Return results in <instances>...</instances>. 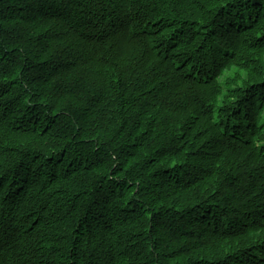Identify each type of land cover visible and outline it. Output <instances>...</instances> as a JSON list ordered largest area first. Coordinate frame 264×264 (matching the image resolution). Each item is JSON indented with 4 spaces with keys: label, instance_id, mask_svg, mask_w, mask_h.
Wrapping results in <instances>:
<instances>
[{
    "label": "trees",
    "instance_id": "1",
    "mask_svg": "<svg viewBox=\"0 0 264 264\" xmlns=\"http://www.w3.org/2000/svg\"><path fill=\"white\" fill-rule=\"evenodd\" d=\"M260 53L264 0H0V264H264Z\"/></svg>",
    "mask_w": 264,
    "mask_h": 264
},
{
    "label": "rangeland",
    "instance_id": "2",
    "mask_svg": "<svg viewBox=\"0 0 264 264\" xmlns=\"http://www.w3.org/2000/svg\"><path fill=\"white\" fill-rule=\"evenodd\" d=\"M260 54H261L260 59H259V60L255 59V60H256L255 62H257V65H256V63H255V64L252 63L253 65L258 66L259 68H260V66H262L263 63H264V59H262V58H263L262 55H264V54H263V53H260ZM256 68H257V67H256ZM263 68H264V66H263ZM261 71H263V70L260 69V70H257V71H256V77L254 78L255 80L259 77V74L261 73ZM251 76H252V73L249 72L248 80L251 78ZM260 234H261V232L255 233V234L253 235V239H249V241H254V240H256ZM213 235H214V232L209 231V236H208V238H212ZM219 249H220V248H219ZM221 250H223V251L219 252V253L217 254L216 258L213 259V260L211 261L210 264H223V263L226 262V260H228L230 257L233 258L232 256H233L235 253H238V252H239V251H236V250L230 248V245H229L226 249H221ZM236 255H237V254H236ZM236 255H235V257H236Z\"/></svg>",
    "mask_w": 264,
    "mask_h": 264
}]
</instances>
